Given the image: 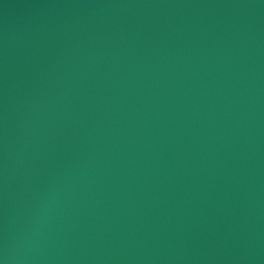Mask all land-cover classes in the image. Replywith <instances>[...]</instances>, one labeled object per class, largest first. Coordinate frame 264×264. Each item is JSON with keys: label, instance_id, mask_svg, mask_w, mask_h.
<instances>
[{"label": "water", "instance_id": "1", "mask_svg": "<svg viewBox=\"0 0 264 264\" xmlns=\"http://www.w3.org/2000/svg\"><path fill=\"white\" fill-rule=\"evenodd\" d=\"M0 264H264V0H0Z\"/></svg>", "mask_w": 264, "mask_h": 264}]
</instances>
